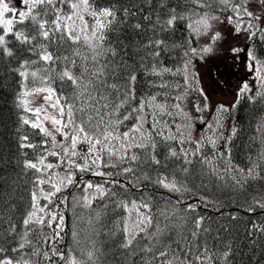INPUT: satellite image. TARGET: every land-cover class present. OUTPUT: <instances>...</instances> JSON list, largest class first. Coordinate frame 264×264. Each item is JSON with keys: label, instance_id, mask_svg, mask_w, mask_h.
Wrapping results in <instances>:
<instances>
[{"label": "snow or ice", "instance_id": "snow-or-ice-1", "mask_svg": "<svg viewBox=\"0 0 264 264\" xmlns=\"http://www.w3.org/2000/svg\"><path fill=\"white\" fill-rule=\"evenodd\" d=\"M5 111L0 264H264V0H0Z\"/></svg>", "mask_w": 264, "mask_h": 264}, {"label": "trees", "instance_id": "trees-1", "mask_svg": "<svg viewBox=\"0 0 264 264\" xmlns=\"http://www.w3.org/2000/svg\"><path fill=\"white\" fill-rule=\"evenodd\" d=\"M249 111L250 110L246 108L242 113H240V115L245 117L246 121L249 119V116H248ZM7 117H8V113L5 111L2 115H0V120H3L4 122H7ZM243 135H244V133H242V136ZM237 162H239V160H237Z\"/></svg>", "mask_w": 264, "mask_h": 264}, {"label": "rangeland", "instance_id": "rangeland-1", "mask_svg": "<svg viewBox=\"0 0 264 264\" xmlns=\"http://www.w3.org/2000/svg\"><path fill=\"white\" fill-rule=\"evenodd\" d=\"M238 83H239L238 80H235V81H234V83H233V85H232V89H233V91L235 90V87H236V85H237ZM225 93H227L226 96H225ZM217 98H218V99H219V98H226V99H228V100H231L233 97H232L231 92H229L227 89H225L224 92H222L221 95H220L219 97H217Z\"/></svg>", "mask_w": 264, "mask_h": 264}]
</instances>
